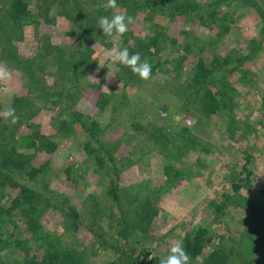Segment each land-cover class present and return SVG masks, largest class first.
Returning a JSON list of instances; mask_svg holds the SVG:
<instances>
[{
    "label": "rangeland",
    "instance_id": "rangeland-1",
    "mask_svg": "<svg viewBox=\"0 0 264 264\" xmlns=\"http://www.w3.org/2000/svg\"><path fill=\"white\" fill-rule=\"evenodd\" d=\"M184 1L139 0L146 8L139 10L136 22L129 25L128 32L133 33L126 35L127 39L105 36L98 31L100 39L81 44L84 31L90 27L99 29L95 18L90 16L82 28L81 15L75 14L66 0H33L27 12L38 18L33 21L24 15L26 19L18 27V35L0 36V67L12 72L10 81L0 83V117L5 107L13 108L14 95L20 89L16 65L12 63L14 53L26 59L43 57L48 69L39 72L40 84L45 90L62 94L65 67L47 52L50 41L69 46L70 50L81 45L96 49L95 72L85 74L92 86L82 80L84 96L68 99L75 105L67 110L74 116L76 111L84 115L88 128L93 121L97 123L89 131L80 123L61 127L55 122L59 111L54 106L32 99L36 110L31 112L32 119L29 118L31 126L21 124L22 115H18L19 121L9 124L13 128L9 133L16 128L18 134L36 132L45 142L34 149H23L16 134L9 141L12 144L9 152L3 160L0 157V186L7 193L5 205L11 201L8 197L18 196L22 191L38 195L40 201L49 198V202H43L44 206L39 204L36 212H43V231L59 236L60 243L72 248L75 255L84 254L83 264H111L125 245L118 229L127 232L137 227V235L127 238L137 248L136 255L146 248L153 256L164 258L173 244L182 242L186 232L207 225L218 234L214 247L238 254L233 264H250L245 260L251 250L264 254L263 244L257 245L258 248H253L251 242L247 246L239 245L242 237L252 234L247 228L255 230V225L252 228L246 225L250 217L262 220L260 214L256 215L245 204L250 200L264 202V0H187L185 5ZM150 26L163 28L151 30ZM147 36L160 42L146 41L142 53L147 56L140 54L141 60L152 66L148 80H142L128 67L114 63L105 55L111 48H126L134 37L145 41ZM98 40L103 45H95ZM65 61L71 62V56ZM159 61L161 65L153 69V64ZM200 62L213 75H205L206 79L210 77L205 90L225 98L222 112L203 117L202 124L201 113L187 101L191 96L182 90ZM159 70H166L169 76L157 75ZM5 87L10 91L5 92ZM101 92L106 94V99ZM205 93L202 91L199 96ZM101 100L103 103L97 104ZM117 105L120 112L113 113ZM129 108L132 114L125 112ZM154 123L170 131L179 127L183 134L193 136L195 143L188 144L177 161L171 159L166 151L157 149V139L149 137ZM124 125L127 134L121 128ZM84 143L92 146L84 148ZM131 146L137 153H130ZM8 156L27 161L26 169L10 168L4 162ZM245 165L254 172L252 184L228 198L225 214L216 216L211 202H220L225 193H233L231 184L235 179L239 181L247 176ZM34 167L38 173L29 176ZM113 179L122 188L119 202L107 194ZM147 197L151 201L145 205L151 203L150 210H154L146 226L138 219L134 220L135 225L116 224L122 217L129 219L139 212L135 205ZM69 206L81 216L78 228L71 226ZM17 213L7 234L12 236L9 249L2 253L7 259L4 264L25 258L19 257L25 249L21 244L26 237L27 218L20 209ZM108 213L113 220L109 221ZM104 232L105 235L101 234ZM15 241L18 245L13 248ZM193 264H203L202 259Z\"/></svg>",
    "mask_w": 264,
    "mask_h": 264
},
{
    "label": "trees",
    "instance_id": "trees-1",
    "mask_svg": "<svg viewBox=\"0 0 264 264\" xmlns=\"http://www.w3.org/2000/svg\"><path fill=\"white\" fill-rule=\"evenodd\" d=\"M33 0H0V36L3 37V33L8 38H14V35H18V27L22 22L24 23V20L26 19L24 15L33 21H35L38 16L35 14H30L27 11H30L29 8H27ZM38 1V0H35ZM68 4L71 5L73 8L75 14L81 15V20L83 23L80 24V27H85V23L89 21L90 16L96 21L102 16H108L111 17L113 15L112 9H107V0H66ZM187 0L184 1V5L186 4ZM118 9L115 11H118L120 13L131 15L136 18L137 12L141 9H145L146 5L145 3L139 2V0H117ZM148 6V5H147ZM64 10V9H63ZM31 15V16H30ZM73 16V15H71ZM91 25V24H90ZM137 28H140L138 25ZM163 28L161 26H150L149 29H158ZM6 29V30H5ZM98 31H102L101 29L93 30L92 27H90L88 30L84 31L81 36V44H86V41L100 39ZM131 34L133 32H127L124 38H128V34ZM127 35V36H126ZM134 35V34H133ZM116 38L119 37V35H116L115 33L112 35ZM145 41L139 40L138 38L134 37L133 43L128 44L126 48L129 50L130 54L139 53L143 55V57L147 56L142 53V50L144 49V46L146 44V41L148 43H156L158 42L156 38H151L150 36H147L145 38ZM154 39V40H153ZM1 40V39H0ZM14 41V39H12ZM102 41H97L95 45H98ZM160 42H158L159 44ZM103 45V44H102ZM108 46H111V44L108 43ZM15 47H17V44H15ZM76 50H70L69 46H62V44L53 43V41H50V46H48L47 52L51 53V55L57 60L60 61V63H64V69L65 74V86H64V92L61 94V92H51V90H45V88L42 86L41 77L39 75V72H43L46 69H48V65L44 64V58L40 56H33L28 57L27 59L24 57V55L16 54L13 56L14 61H12L13 64L16 65L15 72L18 76V84L20 86V89L18 92L14 95V104L12 105L15 109L16 115H22L20 119L21 124H28L31 126L30 119H32L31 112L35 109L36 106L35 103L32 101V99L42 100L45 101L46 105L54 106L59 112L57 113V116L55 115V119L57 117L56 124L58 125V122L61 127H64L65 125H71L76 123H80L82 127L86 128V131H89L94 124L97 123L96 121H93L91 124V127H87V122L85 121V118L83 117L80 112L76 111L77 116H74L70 114L67 110V108H70V106H74L75 103L71 101H67L68 99H75L77 97L82 98L83 90L81 88L82 80L86 82L88 85L92 84L89 82L90 77L85 79L87 76L85 74H93L95 72V69L93 66L95 64V50L94 48L89 49L84 45L81 46H75ZM112 49V48H111ZM8 49H5L4 51H7ZM2 52V51H1ZM0 52V54H1ZM1 56V55H0ZM67 56H71V62L65 61ZM1 59V58H0ZM154 61V60H153ZM160 66V61L153 64V69H157L156 66ZM69 65V66H68ZM81 66H84V68H80ZM61 67V66H60ZM195 75L191 73V79L186 80V87H182L183 92L189 94L191 97L187 99L189 103L192 104V106L195 107L200 113H201V120L199 121L200 124H202V120H204L203 117H211L214 114L221 113L222 110L225 108V98L223 96L217 97L216 94L212 93L211 91L205 90L207 89V84L210 83V77H212V70H210L204 63L200 62L197 63L196 67L194 68ZM57 71V70H56ZM123 73L122 71L120 72ZM157 75L163 74L165 77L169 76L167 71L159 70L156 72ZM205 75H209L210 77L208 79L205 78ZM195 76V77H193ZM178 76H176L177 79ZM190 78V77H189ZM99 87V86H97ZM99 93H100V88ZM206 92L203 97L199 96L201 92ZM19 96H18V95ZM203 94V93H202ZM111 94L110 96H112ZM223 95V94H222ZM33 96V98H32ZM101 96L106 99V94L101 92ZM126 97V102H127ZM97 104H102L101 101H96ZM187 105V104H186ZM116 108H113V113L120 112V105L115 106ZM188 107V105L186 106ZM132 108H129L128 111H125L126 113H131ZM186 109V108H185ZM21 111V112H19ZM29 115V116H28ZM31 115V116H30ZM19 117V116H18ZM61 117H66L62 119ZM83 117L84 120L81 118ZM30 118V119H29ZM150 119V118H147ZM11 123V120L9 119L7 122L5 121L4 116L0 117V140L2 142V147L0 148V157H3L9 152V148L11 147V143L9 142L11 139H13L16 134L19 137L20 145L23 149H30L35 148L38 144H41L42 142H45V140H42L40 136L36 135L35 133L32 134H18L17 128L15 132H10L9 130H13V128L9 127V124ZM155 124V123H154ZM33 126V125H32ZM98 126V125H97ZM149 124L147 125V127ZM121 128H124L125 133L127 134V125L121 126ZM173 129V128H172ZM114 130H111L112 132ZM147 133L148 130L146 129ZM152 131V132H151ZM63 134H65L64 129L62 130ZM189 132V131H188ZM154 137L157 139V149L159 151H166V154L170 156L171 159H175L176 161L179 159V155H181V151L187 148L188 144L195 143L194 137L183 134L181 132V128L175 127L172 131L169 130L167 127H161L159 125H156L150 130L149 137ZM66 137V136H65ZM122 140V139H121ZM136 140V139H135ZM87 141V140H86ZM126 141L129 140L126 138ZM137 141V140H136ZM120 143V141H118ZM51 147L54 146L53 143H50ZM136 145V144H133ZM92 145L90 143H84V148H90ZM176 146H178L176 148ZM134 146H131V154L137 153L134 149H132ZM92 150V149H91ZM90 151V150H89ZM6 152V153H5ZM5 153V154H4ZM100 163L103 161V157L99 158ZM131 160V159H130ZM6 165H9L10 168L12 166L16 169H19L20 171H24L26 169L27 161L21 162L19 159H14L11 156H8L6 160H4ZM103 166V164H101ZM245 172H247V176L243 179L236 180L235 183L231 184L232 187V194L231 193H225L223 198L218 201H212L211 202V208L215 210V215L218 217H221L225 214L227 206L228 198H231L233 196H236L234 194L236 191L240 190L242 187H247L248 185L252 184V178L253 171L250 170V168L245 165L244 166ZM37 168H33V170L30 172L29 176L31 174L35 175L38 173ZM117 175H120L119 172H116ZM176 174H179L176 173ZM238 181V182H236ZM108 195L113 196V200L116 202H119L121 199L122 194V188L120 186V183L116 182L115 179H113L109 185L108 188ZM7 198V193H5L2 190V187L0 186V264H4L7 262L6 256L2 253L9 249V245L12 239L11 235H8V231L13 226L15 222V216L18 215L17 209L21 210V213L24 214L27 218V227H26V237L23 238V243L21 244V248L25 247V251L23 250L21 257H25L24 259L18 260L17 258L15 261H12V264H83L85 261V255L80 253V255H75L73 252V249L65 246L60 243L59 236L53 233L45 232L41 225V217L42 213H36L37 209L39 207V204L41 206H44L43 202H49V198H46L44 201H40L37 199L38 195H34L27 191H22V193L18 196H10L8 198L11 199L10 203L6 206L4 198ZM98 200L100 198L98 197ZM141 201V202H140ZM135 207L140 209L139 212H134L133 216L131 218L122 217L121 220H118L116 223L117 225L123 224V223H130L131 225H135L136 223L134 220L144 222L145 226L147 223L151 220L153 217V210H150L153 206H151V203L147 206L145 203H148L150 198L141 199ZM5 202V203H4ZM245 203V201H244ZM248 206H251L253 211H256V215L260 214L261 221H258L254 219L253 217H250L249 222L246 224L247 226H251L252 224L255 225V230L251 231L250 229H246L249 233H252L250 237H242L239 241L240 246H247L248 242H251L253 248L257 247V245H264V202H257L255 200H250L247 204ZM47 208V207H46ZM46 208L43 210L45 211ZM137 209V210H138ZM143 209V210H142ZM69 213V214H68ZM68 216L72 218L73 220L71 222L72 228H78L79 222L81 221V216L79 215V212L73 207L69 206V212ZM123 213V212H122ZM124 214V213H123ZM66 216V214H65ZM64 216V217H65ZM109 218V221L113 220V216L109 215V213L106 215ZM125 216V214L123 215ZM119 217V216H118ZM66 218V217H65ZM101 219V218H100ZM130 220V221H129ZM81 223V222H80ZM140 227V229L145 228ZM138 229L135 228L131 231H125L124 229H118V235H120L122 238L125 239V245L122 246L123 251L119 254L118 257L115 258L114 261L111 262V264H161V260L166 259L169 255V250L166 253V256L164 258L158 257L156 255H152V253L147 250L146 248L140 249L139 253L136 255L137 248L133 246L131 243H129L128 236L129 235H137L135 231ZM105 235L106 233H101ZM32 235V236H31ZM218 234H215L212 229L207 226H196L193 229H190L188 232H186L185 236L182 239L183 247L188 252L189 256L191 257L190 264H193L194 262H197L198 259H202L203 264H233V261L238 257L236 253H233V250L226 251L223 247H214L215 240L217 239ZM19 239V238H17ZM20 240V239H19ZM15 248L18 244L15 241ZM42 253L39 255L38 252ZM252 251V250H251ZM249 251V256L246 258L245 261H250V264H263L264 254L259 253L258 251ZM73 253V254H72ZM237 256V257H235ZM152 257V259H150ZM6 259V260H5ZM7 264V263H6Z\"/></svg>",
    "mask_w": 264,
    "mask_h": 264
},
{
    "label": "clouds",
    "instance_id": "clouds-1",
    "mask_svg": "<svg viewBox=\"0 0 264 264\" xmlns=\"http://www.w3.org/2000/svg\"><path fill=\"white\" fill-rule=\"evenodd\" d=\"M107 9H112L111 17L102 16L98 19L97 24L102 30L103 35L112 36L114 33L119 36L125 35L129 31V25L136 22L135 17L115 11L118 9L117 0H107ZM106 57L112 59L114 63H121L128 67L134 74L138 75L142 80H148L152 76V66L147 60H141L139 53L130 54L127 48L117 50L113 48L106 52ZM12 79V72L7 68L0 67V83H7ZM108 89L107 87H105ZM5 92L10 91L9 88L3 89ZM3 116L7 122L9 119L12 124L19 121V117L15 113V109L5 107ZM152 259V257H150ZM199 259V258H197ZM189 256L182 243L173 244L170 247L169 255L166 259L161 260V264H190Z\"/></svg>",
    "mask_w": 264,
    "mask_h": 264
}]
</instances>
